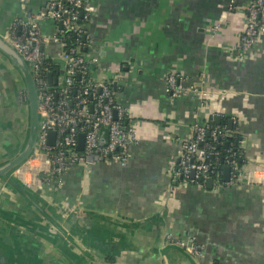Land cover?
Wrapping results in <instances>:
<instances>
[{"label":"crops","instance_id":"0c3cea01","mask_svg":"<svg viewBox=\"0 0 264 264\" xmlns=\"http://www.w3.org/2000/svg\"><path fill=\"white\" fill-rule=\"evenodd\" d=\"M47 1L26 3L39 10ZM91 1L96 76L113 79L137 140L128 163L71 167L59 191L34 196L50 218L76 213L62 222L73 251L28 231L26 222L53 227L36 205L0 182L5 264H192L168 234L200 244L199 264H264V39L245 59L233 50L251 0H237L232 9L229 0ZM25 13L20 0H0V33ZM170 71L192 80L206 72L212 93L205 105L191 96L171 98ZM23 91L21 75L0 53V163L25 136L28 111L17 97ZM212 118L237 119L244 160L234 185L210 188L174 175L183 143Z\"/></svg>","mask_w":264,"mask_h":264},{"label":"built area","instance_id":"2783aa9c","mask_svg":"<svg viewBox=\"0 0 264 264\" xmlns=\"http://www.w3.org/2000/svg\"><path fill=\"white\" fill-rule=\"evenodd\" d=\"M9 25L6 37L29 62L40 89L42 116L38 142L30 158L16 171L22 181L34 189L59 191L73 164L88 170L94 162L107 161L126 164L130 145L137 140L135 125L127 106L119 99L113 79L96 76L100 56L93 51L94 36L90 23L96 13L91 0H48L39 9L27 6ZM237 0H229V8ZM264 39V0H251L246 8V26L240 41L233 47L236 57L245 59ZM95 65V68L92 66ZM52 73L50 77L49 74ZM117 72L116 77H121ZM206 72L196 80L184 77L178 71L166 76V91L175 99L191 96L202 105L212 90L205 88ZM124 78V77H123ZM27 93H21L26 101ZM233 128L226 125L211 127L208 122L197 125L192 137L182 145L174 175L189 184L206 185L212 178L217 186L236 184L243 175L237 158L242 156L241 138L236 118ZM106 132H102V129ZM55 132L54 143L50 133ZM84 134V148L78 149L79 135ZM207 136L217 144L226 142V163L230 167L229 180L223 170L208 161V156L219 157L216 144L206 142ZM231 139V140H230ZM230 156V157H229ZM194 172V175H192ZM171 244L185 248L195 258L202 255V246L194 240L167 235Z\"/></svg>","mask_w":264,"mask_h":264},{"label":"water","instance_id":"95a60500","mask_svg":"<svg viewBox=\"0 0 264 264\" xmlns=\"http://www.w3.org/2000/svg\"><path fill=\"white\" fill-rule=\"evenodd\" d=\"M0 53L9 61L11 66L14 69H16L22 77L24 88L27 93V99L26 101L23 102V104L27 107V111H28L27 127L22 142L17 146V149L11 153L8 159L0 163V182L6 188L12 190L15 194H17V196H20L25 200L32 202L34 205H36L41 210L42 214L46 216L47 220L50 222V224L53 227V229L51 228L46 229L37 225L34 226V224L32 223L26 222L28 225L24 227L28 231H31L32 233L40 237H43L49 242L55 244L56 246L67 248L69 250L71 248L73 251L75 247L73 245L69 233L63 230L62 222L65 221L69 222L70 220H73V217L77 216L76 213L73 212L72 214H70L69 218H67V215L66 217H62V216L60 218L57 217L58 219L50 218L51 216H48V214L44 212L43 207H41L39 204H37L36 201H34V196L35 195L41 196L43 194V190L39 188L34 189L30 187L24 181H22L16 173V171L33 154L36 144L38 142L41 121H42V116L40 111V89L36 85L34 73L29 62L18 51L15 45L6 37V35L1 33H0ZM95 67H96L95 65L92 66V68ZM49 76L51 77L52 73H50ZM115 85H117V82L115 83ZM17 97L18 100L21 101L20 96L18 95ZM217 122L220 123L219 118L217 119ZM229 127L230 128L233 127L232 120L229 121ZM54 138H55V132H51L50 133L51 144L54 143ZM84 138H85L84 134L79 135V144H78L79 150H82L84 148ZM73 166L76 167L77 165L73 164ZM192 175H194V172ZM229 175H230V167L227 166L225 167V180H229ZM207 184L210 188H212L213 179L212 178L208 179ZM13 199L16 200L15 198ZM54 207L58 211L60 210V207L58 205H54ZM61 214L65 216L64 213ZM66 241H69L70 245H66ZM1 251L2 250L0 249V264H5L4 260L6 259V255L5 252L3 251L1 252ZM182 251L187 255L190 254L189 252H187L186 249H182ZM189 259L191 260L190 262L192 264H199L197 262V258H195L192 254H190Z\"/></svg>","mask_w":264,"mask_h":264},{"label":"trees","instance_id":"16d2710c","mask_svg":"<svg viewBox=\"0 0 264 264\" xmlns=\"http://www.w3.org/2000/svg\"><path fill=\"white\" fill-rule=\"evenodd\" d=\"M228 122H229V120H228V118L227 119H222V122L221 123H216L215 122V120H214V118H212V119H210V121L208 122L209 124H210V126L211 127H215V126H217V125H226L227 127H228ZM102 132H106V129L104 128V129H102ZM240 139V135H238L237 137H236V146L234 147V149L233 150H238L239 148V143H237V140H239ZM231 140V139H230ZM212 142V143H214V144H216V146H217V148H218V150L221 152V155L219 156V157H217V156H213L212 154H210L209 156H208V161L209 162H211L213 165H217L218 166V168L220 169V170H225V167H226V158H227V156H228V154H230L231 155V153H229L228 152V148L229 147H227V145H226V143H220V144H217L216 142H214L213 141V139L211 138V137H209V136H207V138H206V142ZM230 157V156H229ZM237 160H238V162H239V164L241 165L242 163H243V156H239L238 158H237Z\"/></svg>","mask_w":264,"mask_h":264},{"label":"flooded vegetation","instance_id":"af4514ba","mask_svg":"<svg viewBox=\"0 0 264 264\" xmlns=\"http://www.w3.org/2000/svg\"><path fill=\"white\" fill-rule=\"evenodd\" d=\"M20 99H21V95H20Z\"/></svg>","mask_w":264,"mask_h":264}]
</instances>
